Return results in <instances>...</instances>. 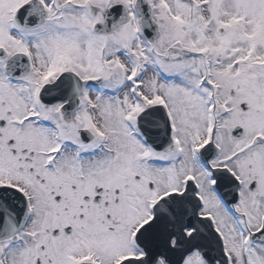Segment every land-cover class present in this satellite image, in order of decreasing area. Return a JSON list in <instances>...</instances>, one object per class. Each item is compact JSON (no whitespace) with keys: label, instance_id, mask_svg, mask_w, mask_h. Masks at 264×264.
Listing matches in <instances>:
<instances>
[{"label":"snow or ice","instance_id":"obj_1","mask_svg":"<svg viewBox=\"0 0 264 264\" xmlns=\"http://www.w3.org/2000/svg\"><path fill=\"white\" fill-rule=\"evenodd\" d=\"M0 264H264V0H0Z\"/></svg>","mask_w":264,"mask_h":264}]
</instances>
